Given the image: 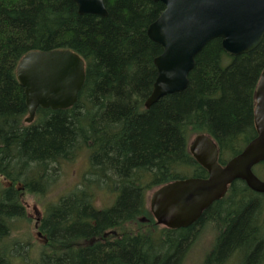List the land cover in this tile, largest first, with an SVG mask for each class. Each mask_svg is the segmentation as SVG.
I'll return each mask as SVG.
<instances>
[{"label": "trees", "instance_id": "trees-1", "mask_svg": "<svg viewBox=\"0 0 264 264\" xmlns=\"http://www.w3.org/2000/svg\"><path fill=\"white\" fill-rule=\"evenodd\" d=\"M104 5L107 15L98 16L79 14L72 0H0V244L14 241L6 240L12 222L26 217L24 195L42 196L61 164L83 150L88 166L80 183L47 201L35 224L45 239L39 264H182L208 229L200 264H264V193L243 180L185 228L157 225L147 200L148 191L168 182L206 177L189 151L193 136H209L223 164L256 135L264 35L256 48L236 56L222 50L221 39L210 40L195 56L187 87L145 108L157 75L153 61L162 52L147 27L164 5ZM54 49L83 59L84 84L73 106L38 107L26 123L16 65L31 50ZM253 172L264 180V161ZM102 186L115 195L111 205L97 204ZM16 253L14 245L8 252L0 246V264H15Z\"/></svg>", "mask_w": 264, "mask_h": 264}, {"label": "water", "instance_id": "water-1", "mask_svg": "<svg viewBox=\"0 0 264 264\" xmlns=\"http://www.w3.org/2000/svg\"><path fill=\"white\" fill-rule=\"evenodd\" d=\"M72 1L79 14L107 15L104 0ZM154 1H160L164 10L148 25L147 35L162 52L153 61L157 75L146 108L186 88L195 56L210 40L221 39L222 50L236 56L256 48L264 35V0ZM15 72L25 96L24 121L31 123L38 107L55 110L74 105L84 84L85 64L69 49L31 50L19 59ZM253 122L256 135L224 164L219 163L218 148L209 136L191 139L189 151L207 176L178 179L155 189L149 209L156 224L172 229L192 225L237 179L264 193V180L252 171L264 161V68L256 86Z\"/></svg>", "mask_w": 264, "mask_h": 264}, {"label": "rangeland", "instance_id": "rangeland-1", "mask_svg": "<svg viewBox=\"0 0 264 264\" xmlns=\"http://www.w3.org/2000/svg\"><path fill=\"white\" fill-rule=\"evenodd\" d=\"M227 62L228 60H224V63ZM87 166V155L83 150H80L76 153L73 160L68 162L65 161L61 164L58 171L59 177L57 181L52 184L42 196L29 193L24 195L26 217L12 222L11 233L6 239L15 241L4 242V245L0 244L1 248L4 250L7 247V252L13 247V245L17 244L15 247L18 248V254L16 253V256L12 259L15 264H39V252L45 248L43 247L45 242L42 243L45 239L43 237L42 240L41 237L37 235V231L35 230V218L38 217V221L40 220L43 210L47 205V201L49 202L55 200L58 195L64 193L65 191H69L72 187L78 185L80 183L81 176L86 171ZM151 192L152 190L147 192L148 201L150 200ZM95 193H97L96 200L98 201V205H101L100 201H102L103 204L109 205L114 202L115 195L110 196V193L105 186L96 188ZM126 228L129 231H133V229L135 230L133 223L126 225ZM141 228L143 231L147 229L145 226ZM206 229L208 228L206 227ZM208 230L205 231L203 235H200L194 248L190 251L182 264H200L203 252L210 244V234ZM116 233L117 232L115 231L113 234ZM154 235H157V233L154 232ZM119 236L120 235H117V237ZM17 241L22 244H18Z\"/></svg>", "mask_w": 264, "mask_h": 264}, {"label": "bare ground", "instance_id": "bare-ground-1", "mask_svg": "<svg viewBox=\"0 0 264 264\" xmlns=\"http://www.w3.org/2000/svg\"><path fill=\"white\" fill-rule=\"evenodd\" d=\"M192 69H193V68H192ZM186 87H187V86H186ZM183 90H184V89H183ZM183 90H182V91H183ZM162 97H163V96H162ZM159 99H160V98H159ZM145 100H146V99H145ZM144 102H145V101H144ZM154 103H155V102H154ZM150 106H151V105H150ZM150 106H149V107H150ZM144 107H145V106H144ZM145 108H146V107H145ZM198 218H199V217H198ZM198 218H197V219H198ZM197 219H196V220H197ZM14 241H15V240H14ZM17 242H18V241H17ZM18 243H19V242H18ZM20 244H22V243H20ZM12 245H13V244H12ZM14 246H16V245H14Z\"/></svg>", "mask_w": 264, "mask_h": 264}, {"label": "flooded vegetation", "instance_id": "flooded-vegetation-1", "mask_svg": "<svg viewBox=\"0 0 264 264\" xmlns=\"http://www.w3.org/2000/svg\"><path fill=\"white\" fill-rule=\"evenodd\" d=\"M35 219H36V220H35V222H36L35 224H36V226H38V225H39V224H38V217H36Z\"/></svg>", "mask_w": 264, "mask_h": 264}]
</instances>
